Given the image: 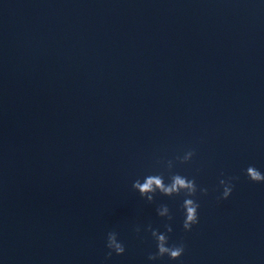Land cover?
<instances>
[{
    "label": "water",
    "instance_id": "obj_1",
    "mask_svg": "<svg viewBox=\"0 0 264 264\" xmlns=\"http://www.w3.org/2000/svg\"><path fill=\"white\" fill-rule=\"evenodd\" d=\"M249 166L264 174V0H0V264H264ZM175 174L197 186L190 232L185 193L133 189ZM149 227L182 257L149 261ZM110 232L125 253L107 259Z\"/></svg>",
    "mask_w": 264,
    "mask_h": 264
},
{
    "label": "clouds",
    "instance_id": "obj_2",
    "mask_svg": "<svg viewBox=\"0 0 264 264\" xmlns=\"http://www.w3.org/2000/svg\"><path fill=\"white\" fill-rule=\"evenodd\" d=\"M194 155V152L189 151L186 153L184 158L180 161L181 163L189 162ZM246 175L253 183H264V174H262L258 169L253 166H249L246 170ZM172 184L165 186L162 179L159 176L149 175L145 177V181L143 183L140 180H136L133 184V189L138 190V193L141 197H144L148 193H154L156 188H159L164 194L171 195L173 193L180 195L181 193H185L184 203L182 205L185 219L183 223V229L185 232H190L192 227L198 224V208L199 205L195 202L192 197L196 195L197 186L195 180H189L186 177H182L179 174H175L172 176ZM220 185L223 187L222 199L227 200L233 191V185L230 181L226 182L225 180H220ZM181 189H187L186 192H181ZM202 195H207V189H200ZM147 199L151 201L153 197L151 195H147ZM169 209L167 207L163 208V211L160 212V215H165L168 213ZM168 219L171 220V215L168 216ZM151 231L152 237L156 241L157 253L155 255H149V261H156L165 256L169 257L170 260L176 261L179 260L184 253V245L180 244L179 246L173 245L171 247L168 246V237L166 234H162L156 230H152L150 227L148 229ZM166 230L168 233L172 232V228L170 226H166ZM137 233H139L140 229H136ZM106 247L108 248V256L107 259H111L113 253L117 256H121L125 253L124 245L119 242L117 234L115 232H110L107 236Z\"/></svg>",
    "mask_w": 264,
    "mask_h": 264
}]
</instances>
